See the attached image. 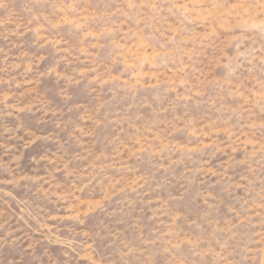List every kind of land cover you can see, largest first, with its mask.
Here are the masks:
<instances>
[{
  "label": "rangeland",
  "instance_id": "374dc122",
  "mask_svg": "<svg viewBox=\"0 0 264 264\" xmlns=\"http://www.w3.org/2000/svg\"><path fill=\"white\" fill-rule=\"evenodd\" d=\"M0 264H264V0H0Z\"/></svg>",
  "mask_w": 264,
  "mask_h": 264
}]
</instances>
